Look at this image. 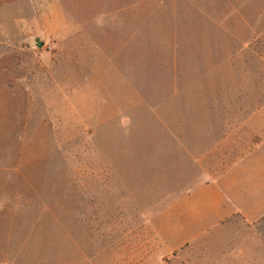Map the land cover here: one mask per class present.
I'll use <instances>...</instances> for the list:
<instances>
[{"label": "rangeland", "instance_id": "374dc122", "mask_svg": "<svg viewBox=\"0 0 264 264\" xmlns=\"http://www.w3.org/2000/svg\"><path fill=\"white\" fill-rule=\"evenodd\" d=\"M263 136L264 0H0V264H264L190 198Z\"/></svg>", "mask_w": 264, "mask_h": 264}, {"label": "crops", "instance_id": "0c3cea01", "mask_svg": "<svg viewBox=\"0 0 264 264\" xmlns=\"http://www.w3.org/2000/svg\"><path fill=\"white\" fill-rule=\"evenodd\" d=\"M190 198L195 215L211 226L236 216L249 223L264 218V136L222 174L196 188Z\"/></svg>", "mask_w": 264, "mask_h": 264}]
</instances>
